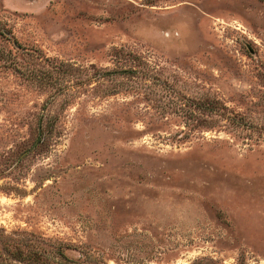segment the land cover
<instances>
[{"label":"rangeland","instance_id":"obj_1","mask_svg":"<svg viewBox=\"0 0 264 264\" xmlns=\"http://www.w3.org/2000/svg\"><path fill=\"white\" fill-rule=\"evenodd\" d=\"M0 264H264V0H0Z\"/></svg>","mask_w":264,"mask_h":264}]
</instances>
